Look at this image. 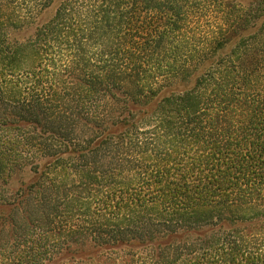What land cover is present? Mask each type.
Listing matches in <instances>:
<instances>
[{
  "label": "trees",
  "instance_id": "16d2710c",
  "mask_svg": "<svg viewBox=\"0 0 264 264\" xmlns=\"http://www.w3.org/2000/svg\"><path fill=\"white\" fill-rule=\"evenodd\" d=\"M0 264H264V0H0Z\"/></svg>",
  "mask_w": 264,
  "mask_h": 264
},
{
  "label": "rangeland",
  "instance_id": "374dc122",
  "mask_svg": "<svg viewBox=\"0 0 264 264\" xmlns=\"http://www.w3.org/2000/svg\"><path fill=\"white\" fill-rule=\"evenodd\" d=\"M232 1L241 3L243 5H247L249 2H252L253 0H232ZM56 4L57 2L55 1L52 4V7L48 10V12L46 11V13H42L44 18H48L51 15ZM31 175H32V172L27 168H24L19 174L12 175L10 179L8 180L7 190H6L7 194H10V191L13 189L15 185L19 183V181H25L29 177H31Z\"/></svg>",
  "mask_w": 264,
  "mask_h": 264
}]
</instances>
